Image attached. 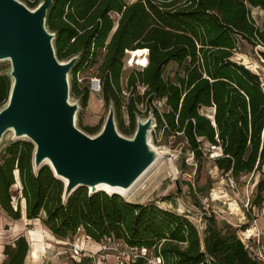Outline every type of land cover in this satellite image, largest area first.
Segmentation results:
<instances>
[{"label": "trees", "instance_id": "trees-1", "mask_svg": "<svg viewBox=\"0 0 264 264\" xmlns=\"http://www.w3.org/2000/svg\"><path fill=\"white\" fill-rule=\"evenodd\" d=\"M31 9L40 0H22ZM264 11V0H54L47 28L56 33L60 61L80 55L71 71L72 96L87 107L88 86L80 88L77 74L97 68L102 97L116 107L118 126L125 136L136 129L139 105L153 109L156 128L183 136L198 160L203 144L219 148L214 164L225 176H260L254 206L264 204V83L261 77L234 60L241 41L264 58V23L252 9ZM118 17V19H115ZM146 50L149 62L132 70L126 82L131 92L124 126L122 76L130 52ZM176 64L173 77L165 70ZM11 79L0 74V107L8 100ZM145 88L142 94L141 89ZM163 101L160 111L156 101ZM211 109V116L202 112ZM147 113V114H148ZM99 126L85 127L89 134ZM34 145L27 140L0 149V210L13 221L41 223L61 240L83 230L96 243L119 238L130 248L146 250L131 264H264L250 256L237 228L209 224L201 233L186 214L156 202H128L104 191H74L63 200L65 185L48 166L33 170ZM208 156V155H207ZM17 174L21 189L15 191ZM28 237L20 235L4 246L0 264H25ZM90 257L73 264H91Z\"/></svg>", "mask_w": 264, "mask_h": 264}, {"label": "water", "instance_id": "water-1", "mask_svg": "<svg viewBox=\"0 0 264 264\" xmlns=\"http://www.w3.org/2000/svg\"><path fill=\"white\" fill-rule=\"evenodd\" d=\"M53 3L40 0L31 9L22 0H0V63H11L5 73L11 79L10 94L0 107V149L8 131L14 133L10 142L30 141L33 170L48 166L65 185L64 201L81 187L90 194L104 191L124 197L117 189L130 190L158 157L149 138L154 121L156 125L153 109L146 121L136 114L130 136L119 130L113 101L99 132L90 136L77 127L81 107L70 102V73L80 55L57 58L56 33L47 28Z\"/></svg>", "mask_w": 264, "mask_h": 264}, {"label": "rangeland", "instance_id": "rangeland-1", "mask_svg": "<svg viewBox=\"0 0 264 264\" xmlns=\"http://www.w3.org/2000/svg\"><path fill=\"white\" fill-rule=\"evenodd\" d=\"M127 1L131 3L138 0ZM252 16L257 23H264L263 10L253 8ZM257 50L241 41L234 53V60L256 72L264 83V58ZM147 58L145 50L126 55L121 80L124 89L123 101L127 102L131 96L130 90L126 89L130 72L143 69ZM10 69L9 61L0 63L1 75L9 73ZM176 69V65H169L165 70V76L173 77ZM96 72L97 68L86 69L78 76L80 88L88 86L91 90L87 107L82 106L77 98L70 96V102L78 103L81 107L76 122L82 131H85V127L95 128L104 123L111 108L102 97ZM140 91L142 94L145 92L144 89ZM156 104L160 111L167 110L162 100L156 101ZM138 108V120L146 121L149 117L147 104L139 105ZM202 112L207 116L212 114L211 109H203ZM122 118L124 126L128 128L130 123L127 113L122 112ZM116 120L119 122L117 117ZM149 135L150 142L158 154L157 160L123 199L141 204L153 201L162 208L186 214L199 228L201 237H204L207 226L215 221V225L219 227L229 224L237 228L239 238L242 240L249 238L251 245L259 241L264 244V206L258 210L252 207L257 196L255 187L260 179L259 175L255 177L245 175L240 180L225 176L214 164L215 157L221 154L219 148L204 143L202 149L206 155L204 159L198 160L183 136L159 130L155 121ZM13 137L12 131L6 132L1 146L9 143ZM24 234L32 241L31 246L34 247H31V257L26 259L25 264H73L72 260L75 257L78 260L90 257L91 264H99L98 256L102 254L100 252L102 242L92 241L83 230H79L70 239L61 240L54 237L40 220L34 222L21 220L15 223L7 220L3 214H0V262L4 259L3 246ZM116 240L120 241V244L117 246L110 243L111 246L103 254L104 261L110 264L114 263V257L125 249L121 244L122 240L119 238ZM92 256L95 259L91 258Z\"/></svg>", "mask_w": 264, "mask_h": 264}, {"label": "built area", "instance_id": "built-area-1", "mask_svg": "<svg viewBox=\"0 0 264 264\" xmlns=\"http://www.w3.org/2000/svg\"><path fill=\"white\" fill-rule=\"evenodd\" d=\"M77 75L79 76L80 73H78ZM78 76H77V78H78ZM78 81H79V79H78ZM97 82H98L99 88L101 89V80L99 78H98ZM144 90H145V88H144ZM128 101L122 102V104H123L122 105V112H125V113L128 112V105H129ZM240 240H241V242H243L245 244V247L248 250L251 257H253L259 263L260 262L264 263V244H262L259 241L257 244L251 245V241L249 238L244 239V240H242L240 238ZM110 243L118 246L120 244V241H117L116 238H106V239L102 240V249L100 251L102 254H100L99 256L97 255L99 264H110L109 262L104 261V255H103L105 250H107L111 246V245L109 246ZM121 244L123 246H125V249L123 251L119 252V254L114 257L115 261H114V263H111V264H131L132 262H135L134 260L137 259L140 255H145V253H146V250H144V249L139 250L137 248H134V249L130 248L123 241H121ZM91 258H94V257L92 256Z\"/></svg>", "mask_w": 264, "mask_h": 264}, {"label": "crops", "instance_id": "crops-1", "mask_svg": "<svg viewBox=\"0 0 264 264\" xmlns=\"http://www.w3.org/2000/svg\"><path fill=\"white\" fill-rule=\"evenodd\" d=\"M135 2H136V1H135ZM128 3H129V2H128ZM131 3H134V2H131ZM117 19H118V17H117ZM145 51H146V50H145ZM131 53H132V52H130V53H128V54H131ZM144 53H145V52H144ZM145 56H146V55H145ZM147 57H148V53H147ZM148 62H149V57L147 58V63H148ZM147 63H146V64H147ZM171 65H176V64H171ZM144 67H145V66H144ZM211 118H213V117H211ZM18 185H20V182H19V178H18V174H17V185H16V187H17V189L20 190L21 187L18 186ZM263 206H264V204H263ZM263 206H262V208H263ZM252 207H255V206H252ZM25 208H26V203H25L24 200H23V201H22V209H23V217H22L23 219H22V221H23V220L28 221V219L25 217ZM255 208H256L257 210H258V209H262V208H257V207H255ZM0 214H3L4 217H5L7 220L9 219V220H11L12 222L17 223V222H20V221H21V220H19V221H13L11 218L7 217L4 213H2L1 210H0ZM29 222H34V221H29ZM18 237H19V236H18ZM14 240H15V239H14ZM14 240H13V241H14ZM29 242H30V252H29V255L27 256V258H28L29 256L31 257V252H32V249H31V247H32V246H31L32 241H29ZM8 243H10V242H8ZM8 243H7V244H8ZM7 244H6V245H7ZM4 246H5V245H4ZM4 246H3V249H2V250H3V256H4ZM32 248H34V247H32ZM27 258H26V259H27ZM4 259H5V257H4ZM4 259H3V260H4ZM3 260H2V261H3ZM2 261H1V262H2ZM1 262H0V263H1Z\"/></svg>", "mask_w": 264, "mask_h": 264}, {"label": "bare ground", "instance_id": "bare-ground-1", "mask_svg": "<svg viewBox=\"0 0 264 264\" xmlns=\"http://www.w3.org/2000/svg\"><path fill=\"white\" fill-rule=\"evenodd\" d=\"M48 164H49V162H48ZM101 188H105L106 190H109V191H112V189H110L109 187H107V186H101ZM100 188V189H101ZM117 190H119L121 193H122V195L124 196L129 190H124V189H117Z\"/></svg>", "mask_w": 264, "mask_h": 264}]
</instances>
